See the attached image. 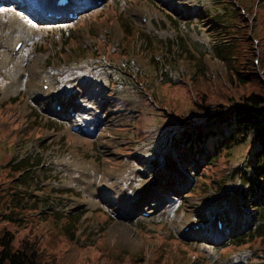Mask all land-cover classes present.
<instances>
[{"label": "rangeland", "instance_id": "rangeland-1", "mask_svg": "<svg viewBox=\"0 0 264 264\" xmlns=\"http://www.w3.org/2000/svg\"><path fill=\"white\" fill-rule=\"evenodd\" d=\"M95 1L83 6L73 0L81 10L69 21L40 19L35 10L28 27L33 36L23 52L12 55L10 66L0 56V212L14 220L0 222V237L4 229L12 233V249L34 244L40 264H259L264 237L231 246L262 225L257 206L264 208V195L240 177L245 150L233 147L231 156L225 151L200 165L191 151H202L193 134L201 131L188 132L193 148L172 146L185 131L170 145V123L143 121L146 112L137 114L121 80L114 81L109 66L95 60L105 49L110 63H151L152 72L144 67L138 73L141 88L156 104L166 93L168 103L161 107L183 115L196 102L185 92L199 76L217 83L239 70L240 59L229 54L233 35L206 19L210 0ZM14 14L24 13L0 1V26ZM2 31L8 33L0 31V52L7 56L17 39L6 44ZM251 44L259 58V43ZM21 69L30 72L27 79ZM263 72L264 65L257 66L264 80ZM155 81L163 82L159 91ZM42 83L50 85L48 93ZM38 88L47 95L34 101L31 92ZM72 124L83 135L72 133ZM180 161L187 164L183 171ZM69 229L74 240L66 239Z\"/></svg>", "mask_w": 264, "mask_h": 264}, {"label": "trees", "instance_id": "trees-1", "mask_svg": "<svg viewBox=\"0 0 264 264\" xmlns=\"http://www.w3.org/2000/svg\"><path fill=\"white\" fill-rule=\"evenodd\" d=\"M211 1L212 7L208 16L217 20L221 29L233 35L234 43L229 54L236 60L240 59L241 64L238 66L239 70L227 73L226 78L217 83L208 81L209 79L204 76H199L198 82L192 89L185 92L190 98L196 99L189 112L183 115H172L161 107V105H166L164 100L168 103L169 96L166 93L160 95L161 98L157 99L159 102L156 104L153 98L146 94L144 87L141 88L138 73L144 67L152 72L151 63L148 65L144 60L133 62L129 59L126 62L113 63L116 66L114 72L119 73L124 87L136 98L137 114L146 112L147 115L143 114V121L153 118L156 120V127L164 124L160 121H168L171 129L170 136L173 140L177 139L175 137L177 132L179 138L181 132L186 131L187 136H184V139L190 142L188 132L191 129L201 131L193 134L196 135L202 151H191L194 157L198 158L200 165L215 162L225 151H227V156H231L233 147L245 150L242 159L245 169L240 172V177L244 176L243 181L250 186V189L255 187L264 195V80L257 76V66L262 69L264 65V6H257L260 2L257 0ZM222 16L232 20L233 25H227L224 20L222 22ZM246 16L251 19L250 25ZM124 35L128 36L126 30ZM251 42L259 43V58H256ZM217 53L223 56L220 51ZM157 57H159L158 54L153 58L157 59ZM104 58L108 60L106 54ZM262 74L264 77V72ZM127 75L129 78L126 77ZM158 82L154 83L156 91L163 86V82ZM172 92L175 97L174 91ZM215 93L218 95H214ZM206 97H211V100L204 104ZM222 100L226 104L221 103ZM150 104L156 107L150 109ZM147 109L150 111L148 112ZM160 112L167 114L163 116ZM184 143L185 140L179 149H185L182 146ZM188 148H193V144H188ZM204 151L208 155L205 156ZM239 164L240 162L236 161L234 166H239ZM50 215L55 214L50 212ZM257 217L262 225L247 232L245 237L231 241V246L244 247L257 238L264 237V208H257ZM6 219L14 222L11 216L0 212V222ZM247 226L248 224H244L243 228ZM4 230L5 232L3 231L0 237V264H40L34 244L23 242L17 248L12 249L13 235L7 229ZM67 234L69 235H66L67 240H74V234L70 232V229L67 230ZM257 250L262 251V254L257 255V261L259 264H264V249ZM67 264L75 263L67 262Z\"/></svg>", "mask_w": 264, "mask_h": 264}, {"label": "bare ground", "instance_id": "bare-ground-1", "mask_svg": "<svg viewBox=\"0 0 264 264\" xmlns=\"http://www.w3.org/2000/svg\"><path fill=\"white\" fill-rule=\"evenodd\" d=\"M7 1H15V6L16 8L20 9L22 13H24L23 15H19V14H14V20L13 21H6L3 24V26H0V31L1 30H6L7 34H5L4 31H2V37L3 39H5L6 44L12 42L11 40L13 38L17 39L12 48L8 51L7 56L5 55L4 52H0V56H5V60L3 61V64H5V66H10L13 62L14 59L12 57V55L14 57H17L16 55H19L23 52L24 50V45L31 40L33 33L32 30L28 29V27L32 26V20H34L35 16H34V11L36 10L37 12V17H39L40 19H45L46 17H49V14H57L58 11V7L55 6V3L57 0H30L29 2H25L27 0H7ZM22 1L20 4L16 3V2H20ZM23 2H25L23 4ZM28 4H31V6L29 8H24V6H27ZM72 4V2H71ZM6 10V8H5ZM8 12H12V9L7 8ZM60 13V12H59ZM61 15V14H60ZM52 20V19H50ZM62 20L63 21H68V17L66 15L62 14ZM17 36V37H16ZM17 42H22V46L21 48L17 51V53H15V45L17 44ZM2 47V44H0V48ZM1 64V63H0ZM23 65V64H22ZM21 65V66H22ZM23 68V66L21 67ZM23 73L25 74L26 79L28 78V76H30V72L27 73L26 70L21 69V75L23 76ZM43 75V73H42ZM35 76H40L39 73L34 72V77ZM44 79L45 76H43ZM22 80V77H19V81ZM44 84L42 83L41 87ZM40 86V85H39ZM40 87V88H41ZM50 85L47 87L46 91L47 93L50 90ZM32 91V90H31ZM47 93L45 94L42 90H40L38 88L37 91H32L31 92V96L30 98H32L34 101H39L41 100V98L43 99L44 97H46ZM91 106H94L93 104H90ZM56 106V104L54 105ZM93 109V107H89V110ZM95 109V107H94ZM96 112V111H95ZM98 117V116H97ZM97 119L95 118L93 123L96 122ZM104 122L106 123L107 120H104Z\"/></svg>", "mask_w": 264, "mask_h": 264}]
</instances>
